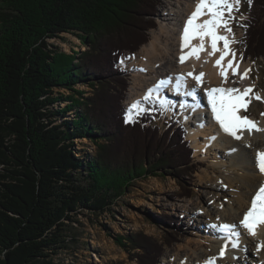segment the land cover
Returning <instances> with one entry per match:
<instances>
[{"label": "trees", "instance_id": "16d2710c", "mask_svg": "<svg viewBox=\"0 0 264 264\" xmlns=\"http://www.w3.org/2000/svg\"><path fill=\"white\" fill-rule=\"evenodd\" d=\"M157 1L0 0V264H56L54 255L77 240V214L110 212L138 176L193 171L181 124L159 125L151 113L134 125L123 119L128 74L117 62L150 34L140 32L130 47L109 40L141 26L137 18L154 15ZM246 14L242 46L264 61V0H253ZM150 28L151 21L143 29ZM62 33L88 46L85 60L49 42ZM84 82L92 97L76 88ZM83 138L95 154L76 147ZM161 215L163 223L175 219ZM116 240L137 264H160L164 248L156 239L136 232Z\"/></svg>", "mask_w": 264, "mask_h": 264}, {"label": "rangeland", "instance_id": "374dc122", "mask_svg": "<svg viewBox=\"0 0 264 264\" xmlns=\"http://www.w3.org/2000/svg\"><path fill=\"white\" fill-rule=\"evenodd\" d=\"M168 1L169 0L157 1V11L154 15L145 14L144 16L140 15V17L137 18L138 24L140 21L141 26H131L128 28V31L124 32L125 34L116 39H110L109 41L114 43L118 42L120 45L130 47L133 45V37L141 35L140 32H145L144 34L146 35V38H149L150 34V41L153 30L159 26L161 16L164 13L163 8ZM132 6L136 7L134 2H132ZM248 8L247 0H241L240 11L234 13L236 19L232 24L235 38L239 41V43H235L234 49L239 57L241 54L243 55L244 59L241 63L249 64L252 68L251 82L255 85L254 92H258L264 97V61L262 59L252 60L248 58L249 55L244 54V48L242 46L243 29L238 26V24L244 23L245 19L241 21L240 16L243 14L247 17L246 12L248 11ZM126 15L129 17V13ZM150 21L153 22L154 28L145 31L143 28ZM61 36L63 39L50 38L49 42L57 45L60 51L73 55L75 61L86 59L84 58L86 55L82 54L88 49L86 44L70 33H62ZM145 44L140 45L136 52H138ZM135 53L126 52L122 57H128V55L132 56ZM132 60L133 59L125 61V65L117 64L120 71L128 74V84H131L133 74L135 73V67L132 64ZM76 88L83 89L85 91V96L92 97L94 94L93 89H91L87 82L77 85ZM129 88L130 85L127 88L124 99L126 108L128 107L127 101ZM59 91L64 94L70 93L67 89ZM61 105L63 106L64 104L62 103ZM197 112L204 113L203 110H198ZM197 112L193 113L191 117L196 118L198 116ZM245 113L258 120L263 119L264 116H262L261 113H264V102L253 100L248 111ZM144 117H146V115H144ZM151 117L154 123L162 126H165V123H171L172 119L176 118V116L173 114L171 115V113L161 114L159 111L151 112ZM199 118L202 119L201 116ZM210 121L211 119L209 120L207 118L205 124ZM185 127L188 128V125L186 124ZM199 127L194 126L195 132L193 134L186 133L187 138L194 147L192 162L195 166L189 175L182 173L180 176H175L174 170L168 172L158 169V171L155 172L156 174L150 172L147 175L138 176L132 179L133 181L131 182L130 187L112 205V210L110 212H105L98 216V218L89 216L86 211H84V214H77V222H72L71 229V234L75 233L77 240L73 242L70 241L68 248L60 250L54 255V262L56 264H137L129 249L119 245L116 236L120 235L123 237L130 233L143 232L163 244L164 252L159 258L160 264H177L183 262H187V264H197L195 255L190 256L186 260H179L180 257L177 259L172 253L174 250H178L179 246V251L183 252L187 245L186 240L194 242L202 241L205 245L216 243L217 233L213 229L210 228L212 235L208 234L210 232L209 229L206 231L208 233L203 231L207 230V228H209L208 225H210L208 223L210 218L206 215V211L209 210L212 212L213 206L217 205V203H223L224 205L233 203L234 207L238 206L241 209L247 210L252 195L255 193L254 191L249 194L248 197L240 196L241 193H239V191L231 192L232 187L227 186L229 182L224 183V187L229 194L226 191L220 190L219 192H216V190L210 185L208 178L207 176H204L203 171L206 172L209 177L211 175L219 176V180L222 183L226 182L225 174L233 177L231 180L232 185H235L238 182L236 178L241 170H239V167L227 163L232 161L230 160V157H238L242 152L238 150L239 154L231 155V146L228 144H212L209 146L206 141L210 136L207 135L201 137ZM184 131L186 132V130ZM76 143L77 148H85L87 152L95 154L96 145L92 140L83 138ZM145 161L147 162V159ZM219 163H222L223 165L215 167V165ZM255 172L258 174L257 169ZM189 194L190 197H187L186 195ZM202 200L209 202L211 207L207 205L205 212L204 209H200L204 214L199 216V222L196 220L192 221L190 214L194 209L193 204ZM141 201L143 202L141 203ZM181 206H184L187 209L181 212L179 209ZM163 212L171 214L175 219L170 223L161 222L158 218L162 217L161 213ZM212 216H214L213 213ZM101 223L106 226H101ZM231 223L239 224L238 221ZM202 234H204V236H202ZM166 238L167 241L170 239L176 240L164 243ZM136 252L139 251L136 250ZM251 257V254L246 255L245 258H247V260H243V264H251ZM168 259H172V261L168 263Z\"/></svg>", "mask_w": 264, "mask_h": 264}, {"label": "snow or ice", "instance_id": "6c2138e0", "mask_svg": "<svg viewBox=\"0 0 264 264\" xmlns=\"http://www.w3.org/2000/svg\"><path fill=\"white\" fill-rule=\"evenodd\" d=\"M247 3L250 9L253 0H247ZM240 4L241 0H197L194 10L181 26L178 62L183 65L188 59L200 60V53L206 51L207 47L211 48V51L207 52L209 57L219 52L220 55L214 61L213 67L218 69L217 74L221 77V86L204 89L203 95H201L200 89L203 88V78L206 73L195 74L194 68L191 72L161 79L149 88L141 98L134 100L125 109L123 114L125 124L134 125L138 122L139 117L153 111H159L161 114L172 113L178 117L177 122L180 123L179 118L187 121L193 113L203 109L206 113L210 112L211 120L218 125L219 131L234 140L243 139L245 131L249 136L264 132V128L259 126L258 121L240 115L242 111H248L253 100L264 102V97L258 92H254L255 85L250 84L242 90L239 87L223 86L228 83L229 72L242 82L250 78L252 71L251 67L245 68L243 72L239 71L244 58L241 54L237 60L236 51L231 47V45L239 43L232 31L231 24L236 19L234 13L240 11ZM202 17L207 18L202 19ZM244 19L246 17L242 14L240 20ZM238 26L247 28L245 24H238ZM221 29H223L224 34H221ZM206 38L209 41L207 46L205 44ZM193 40H198L199 44L193 45ZM221 42L222 48L218 47ZM186 49L187 51H185ZM229 56L230 59H228ZM134 58L135 54L131 57H121L117 63L123 65L126 60ZM225 61H227L226 64ZM207 62V60L204 61V63ZM138 70L145 71V69ZM189 77L195 81L191 87L187 85ZM232 82L236 83L237 81L233 80ZM166 92L179 97V99H169ZM261 115L264 116V113ZM207 118L206 115L205 120ZM204 122L202 120L199 126L203 127ZM209 139L214 140L216 137L213 136ZM246 147H251V145H246ZM231 151L234 152L236 149L233 148ZM253 164L258 173L264 176V151L258 149L255 152ZM223 207L224 204L221 203L220 208L223 209ZM260 226H264V181H261L260 186L252 196L250 206L243 214L239 224L224 222L208 225L217 233V238L222 241V245L218 256L207 258L204 264H216L217 259L225 257L229 247L232 249L240 248L242 235L240 229L246 230L249 236L255 237ZM255 247L257 252L264 250V241L257 243Z\"/></svg>", "mask_w": 264, "mask_h": 264}, {"label": "bare ground", "instance_id": "6f19581e", "mask_svg": "<svg viewBox=\"0 0 264 264\" xmlns=\"http://www.w3.org/2000/svg\"><path fill=\"white\" fill-rule=\"evenodd\" d=\"M196 2L197 0H169L163 8L164 13L161 16L159 26L152 32L151 40L143 45L139 49V51L135 53V58L132 60V64L135 67V73L133 74V80L131 84H129L130 88L127 106H129L134 100L141 98L145 94V92L153 85H155L159 80L165 79L169 76L175 77L180 73L191 72L193 71V68L195 69V74H199L200 72L206 73V76L203 78V88L200 89L201 95H203L204 89L221 86V77L217 74L218 69L213 67L214 61L220 55L219 52H217L216 55L209 57L207 55V52L211 51V48L207 47L206 51L200 53V60L188 59L183 65L178 62V57L180 55V36L182 31L181 26L190 15V13L194 10ZM206 18L207 17H202V19ZM231 27L232 31L234 32L233 24H231ZM221 34H224L223 29H221ZM192 44L197 45L199 44V41L193 40ZM205 44L206 46L209 44L207 38L205 40ZM218 47H223L222 42L218 44ZM231 47L234 49L235 44L231 45ZM185 51H187V49ZM128 57L131 56L128 55ZM230 58L231 57L229 56L228 59ZM236 58L237 60H239L240 58L237 53ZM205 60H207L208 62L204 63ZM224 63L226 64L227 61H225ZM248 67L251 66L246 63H241L239 71L243 72V70ZM138 69H145V71H139ZM233 80H236L237 82L233 83ZM251 81L252 71L250 73V78L242 82L239 81L238 77H233L231 75V72H229L228 83L224 84L223 86L239 87L242 90L246 86L252 84ZM194 84L195 81L191 77H189L187 79V85L191 87ZM166 95L169 99L172 100L179 99V97L174 96L171 93L166 92ZM202 110L203 109H201V111ZM203 111L204 113L197 112L198 116L196 118L191 117L187 121H183L182 118H180L183 123L188 125L189 134H193L195 132L194 126L199 127V124L203 119L204 121H206V115L209 120L211 119L210 112L206 113L205 110ZM240 115L247 116L254 121H258L259 126L261 128H264V117L263 119L258 120L253 116L247 115L243 111L240 113ZM200 116L202 117V119L199 118ZM199 131H201V137L207 135H209L210 137H216V139L214 140H210V137L207 138L206 143L209 146L212 144H228L229 146H231V155L239 154L238 150L242 152L238 157H230V160L232 161L227 163L232 166L239 167V170H241L239 171L240 174L236 178L238 182L235 185H232L231 180L233 179V177L231 175L225 174L226 182L222 183L219 180V176L211 175L209 177L208 174L203 171L204 176H207L210 185L216 190V192H219L220 190L226 191L229 194V192L224 187V183L228 182L229 183L227 184V186L232 187L231 192L239 191V193H241L240 196L248 197L249 194L256 191L260 186L261 181H264V176L255 172L256 168L253 164V157L255 156V152L258 149L264 151V132L254 133L252 136H249L245 131L243 139L237 141L232 137L226 136L225 134L220 132L218 129V125L212 122V120L207 124H205L204 122V126L199 127ZM249 144L251 145V147H246V145ZM233 148H235L236 151H231V149ZM222 165V163H219L215 165V167H219ZM142 202L143 201H141V203ZM220 204L221 203H217V205L213 206L212 212L209 210L206 211V215L210 218L208 221L209 224H220L224 222L231 224V222H239L242 219L243 214L247 211L245 209H241L238 206L234 207L233 203H228L227 205H224L223 209H221ZM193 205L194 209L192 210V215L190 214L192 221L199 220V216L204 214L207 205L211 207V204H209V202H207L206 200L198 201ZM179 209L181 210V212H183L187 208L181 206L179 207ZM200 209H204V212ZM212 213L214 214V216H212ZM217 217H219V220H217ZM208 229L210 230V228H207V230L203 231L205 233H208L206 232L208 231ZM240 230L242 232V235L240 237L241 247L238 249H232L231 247H229L225 257L217 259L216 264H243V260H247L245 256L250 254L252 255L251 264H264V250L257 252L255 247L257 243L264 241V226L259 227L258 234L255 237L249 236L244 229ZM208 234L212 235V231L210 230ZM202 236H204V234H202ZM186 241L187 245L185 250L183 252L179 251V246L178 250L173 251L172 255L176 256L177 259L180 257L179 260H186L190 256L195 255L197 264H204L205 260L209 257H217L222 245V241L218 238L216 243H212L210 245H205L204 243H202V241ZM171 261L172 259L169 260L168 263ZM177 264H187V262Z\"/></svg>", "mask_w": 264, "mask_h": 264}]
</instances>
